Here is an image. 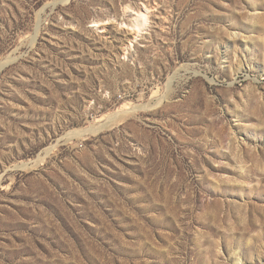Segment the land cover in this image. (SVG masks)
<instances>
[{"label": "rangeland", "instance_id": "obj_1", "mask_svg": "<svg viewBox=\"0 0 264 264\" xmlns=\"http://www.w3.org/2000/svg\"><path fill=\"white\" fill-rule=\"evenodd\" d=\"M0 63V264H264V0H0Z\"/></svg>", "mask_w": 264, "mask_h": 264}, {"label": "bare ground", "instance_id": "obj_2", "mask_svg": "<svg viewBox=\"0 0 264 264\" xmlns=\"http://www.w3.org/2000/svg\"><path fill=\"white\" fill-rule=\"evenodd\" d=\"M133 13L135 14V20H136V23L138 24V28L140 29L141 27H143V25L145 26L147 21H148V14H149V9L146 8V6L144 5H141L139 7V9L137 11H133ZM133 19V18H132ZM149 22V21H148ZM142 25V26H141ZM141 26V27H140ZM135 28V27H133ZM136 31V30H135ZM130 45V44H129ZM2 65V63H0V66ZM93 127V126H92ZM100 127L98 128H95L94 127V130H92L93 132H96L97 130H99ZM89 129H86V128H80V129H74V130H71L68 135L70 137L72 136H80L82 134H84V132L86 131H89Z\"/></svg>", "mask_w": 264, "mask_h": 264}]
</instances>
